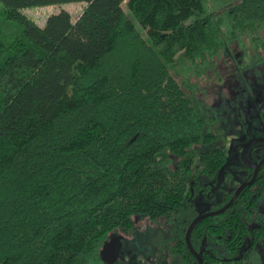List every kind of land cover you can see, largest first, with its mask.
I'll return each mask as SVG.
<instances>
[{
    "label": "trees",
    "instance_id": "16d2710c",
    "mask_svg": "<svg viewBox=\"0 0 264 264\" xmlns=\"http://www.w3.org/2000/svg\"><path fill=\"white\" fill-rule=\"evenodd\" d=\"M66 4L81 13L62 9L44 27L24 13ZM231 45L264 62V0H0V264H117L100 255L112 232L187 205L227 156L202 152L187 185L194 147L216 135L183 86ZM254 187L195 226L204 264H260ZM191 223L173 248L182 264H198Z\"/></svg>",
    "mask_w": 264,
    "mask_h": 264
},
{
    "label": "rangeland",
    "instance_id": "374dc122",
    "mask_svg": "<svg viewBox=\"0 0 264 264\" xmlns=\"http://www.w3.org/2000/svg\"><path fill=\"white\" fill-rule=\"evenodd\" d=\"M82 7L81 4L35 7L25 9L24 13L44 27L47 19L62 9L77 17ZM255 60L249 45L245 48L231 45L211 70L189 77L183 88L187 95L196 97L195 105L204 118L205 131L213 132L216 138L194 147L196 158L187 185L195 180L202 152L223 148L227 162L221 172L199 176L198 187L188 195V204L184 202L172 216L152 222L146 215L138 214L133 217L134 227L130 231L112 232L101 248L103 263L182 264V258L173 253L182 224L194 221L202 213L221 209L229 196L253 176L252 166L264 160V62L255 64ZM250 143L253 144L248 147ZM255 216L263 219L257 223L264 222V196ZM255 249L260 264H264L262 246L258 244ZM209 250L222 258L228 255L226 248L215 242L209 243Z\"/></svg>",
    "mask_w": 264,
    "mask_h": 264
},
{
    "label": "water",
    "instance_id": "95a60500",
    "mask_svg": "<svg viewBox=\"0 0 264 264\" xmlns=\"http://www.w3.org/2000/svg\"><path fill=\"white\" fill-rule=\"evenodd\" d=\"M253 144V143H250L248 145V147ZM264 165V160L261 161L257 166H252L253 168H255V173H254V176H253V179L242 185L237 191L236 193L234 194L233 198L231 199V201L225 206L223 207L222 209L218 210V211H215V212H209V213H202L200 214L190 225V227L188 228V231H187V234H186V242H187V245L190 247L191 249V252L192 254L194 255V257L196 258L198 264H204V252H205V246H206V239L204 240L203 244H202V247L200 249L199 252H196L194 249H192L191 247V244H190V237H191V234L195 228V226L202 222L204 219L208 218V217H216V216H219V215H222L224 214L227 210H229L234 204L235 202L237 201L240 193L247 187H250L252 186L256 180H257V176H258V173L261 169V167Z\"/></svg>",
    "mask_w": 264,
    "mask_h": 264
},
{
    "label": "flooded vegetation",
    "instance_id": "af4514ba",
    "mask_svg": "<svg viewBox=\"0 0 264 264\" xmlns=\"http://www.w3.org/2000/svg\"><path fill=\"white\" fill-rule=\"evenodd\" d=\"M253 170H254V173H255V168H253ZM263 171H264V165L261 167V169H260V171H259V173H258V176H257V180H256V182H255L252 186L247 187V188H245L244 190H246V189H250V188L254 187V185H256L257 182L259 181L260 176L263 174V173H262ZM254 173H253V176H254ZM253 176L250 177V179H249L246 183L250 182V181L253 179ZM261 181H262V180H261ZM246 183H245V184H246ZM239 188H240V187H239ZM244 190H243V191H244ZM243 191H242V192H243ZM242 192L240 193V195L242 194ZM235 193H236V192H235ZM235 193H232V194H231V195H232L231 199L233 198V196H234ZM240 195H239V196H240ZM251 196H252V199H256V198H257V199H260V200L258 201V203H257V204L253 207V209H252V210H253L252 220H251V222L249 223L250 226H251V228L254 229L255 227H260V226L264 223V222H261L260 224L257 223V222H259V220L262 221L263 219H262V218H259L258 216H255V212H256V210L258 209L259 202L262 200L264 194H261V192L258 191L257 187H254V188H253V192L251 193ZM238 198H239V197H238ZM231 199L228 201V203L231 201ZM237 200H238V199H237ZM236 202H237V201H236ZM236 202H235V204H236ZM228 203H227V204H228ZM227 204H226V205H227ZM235 204H234V205H235ZM226 205H225V206H226ZM234 205H233V206H234ZM225 206H222V208L225 207ZM233 206H232V207H233ZM232 207H231V208H232ZM222 208H221V209H222ZM231 208H230V209H231ZM230 209H229V210H230ZM219 210H220V209H219ZM216 211H218V210H216ZM227 211H228V210H227ZM227 211H226V212H227ZM213 212H215V211H213ZM206 213H209V212H206ZM192 222H193V221H192ZM204 240H205V239H204ZM203 242H204V241H203ZM202 244H203V243H202ZM206 245H207V241H206ZM192 249H193V248H192ZM200 249H201V248H200ZM243 250H244V249H243ZM243 250H242V252H243ZM199 251H200V250H199ZM199 251H196V252H199ZM210 251H211V250H210ZM205 252H206V246H205ZM205 252H204V254H205ZM191 253H192V252H191ZM192 255H193V254H192ZM193 256H194V255H193ZM195 259H196V258H195Z\"/></svg>",
    "mask_w": 264,
    "mask_h": 264
}]
</instances>
